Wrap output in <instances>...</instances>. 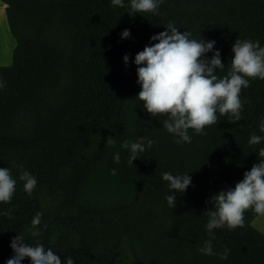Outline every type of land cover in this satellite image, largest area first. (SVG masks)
Masks as SVG:
<instances>
[{"label": "trees", "instance_id": "1", "mask_svg": "<svg viewBox=\"0 0 264 264\" xmlns=\"http://www.w3.org/2000/svg\"><path fill=\"white\" fill-rule=\"evenodd\" d=\"M2 1L17 44L12 64L0 66V167L11 169L17 185L11 201L0 203L12 212L0 216V264L13 255L17 233L52 247L62 264L65 256L75 264H264V234L251 209L242 226L215 230L212 255L198 251L209 238L210 197L241 180L264 147L247 143L252 133L264 135V79L241 89L239 121L218 114L203 135L189 129L191 143L177 144L162 127L166 117L151 116L135 98L132 62L173 21L193 38L215 41L223 75L237 38L264 46V0H164L155 17L130 16L109 0ZM125 28L130 37L121 39ZM140 137L154 143L129 164L122 143ZM21 166L37 178L31 195L18 180ZM165 171L190 172L175 208L165 200ZM37 212L34 238L28 229Z\"/></svg>", "mask_w": 264, "mask_h": 264}, {"label": "clouds", "instance_id": "2", "mask_svg": "<svg viewBox=\"0 0 264 264\" xmlns=\"http://www.w3.org/2000/svg\"><path fill=\"white\" fill-rule=\"evenodd\" d=\"M164 0H109L111 6L127 8L129 15L151 13L159 15V7ZM145 16V15H144ZM175 22L168 21L164 30L153 34L149 44L138 51L133 63L136 67V83L140 86L136 99L142 102V108L151 116L163 115L162 127L173 136L175 143H191L189 129L194 134H204L206 126L216 124L218 114L227 115L231 122L241 119L243 102L240 97L242 88H247L251 79H264V46L259 40L236 39L231 46L233 53L225 68L219 49H214V40L193 38L190 31L181 32ZM130 37V29H123L120 38ZM155 41V43H152ZM212 52L211 57L205 55ZM125 65L129 56L122 57ZM5 82L0 80V89ZM260 133H264V120L259 124ZM264 135L250 134L249 145L261 144ZM106 143H114L109 136ZM154 141L140 137L135 141H124L122 147L129 153L127 162L139 157L152 146ZM259 159L250 170L243 173V178L227 189H221L210 197V210L204 225L208 234L203 245L198 249L204 255H212V241L215 230L227 227L234 229L244 224V213L251 209L259 216H264V147L257 153ZM115 163L120 162V153L112 155ZM115 174L116 169H112ZM187 173L162 172L161 179L166 182L168 194L165 196L169 207L175 208L177 196L191 186L192 180ZM23 191L31 195L37 185V178L27 170L18 174ZM17 185V177L9 167H0V203L11 201ZM41 212L31 218L28 232L38 237L41 224ZM0 216L12 218L11 211H0ZM13 255L4 264H21L29 259V264H62L61 258L52 247H46L39 240L29 243L23 234L15 235L10 240ZM63 264H75L71 256H65Z\"/></svg>", "mask_w": 264, "mask_h": 264}, {"label": "crops", "instance_id": "3", "mask_svg": "<svg viewBox=\"0 0 264 264\" xmlns=\"http://www.w3.org/2000/svg\"><path fill=\"white\" fill-rule=\"evenodd\" d=\"M6 4L0 0V66H9L13 61L16 39L8 27Z\"/></svg>", "mask_w": 264, "mask_h": 264}, {"label": "rangeland", "instance_id": "4", "mask_svg": "<svg viewBox=\"0 0 264 264\" xmlns=\"http://www.w3.org/2000/svg\"><path fill=\"white\" fill-rule=\"evenodd\" d=\"M253 226L264 234V216H257L253 222Z\"/></svg>", "mask_w": 264, "mask_h": 264}]
</instances>
